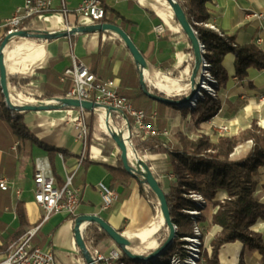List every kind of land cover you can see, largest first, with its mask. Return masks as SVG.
I'll return each instance as SVG.
<instances>
[{
  "label": "crops",
  "instance_id": "crops-1",
  "mask_svg": "<svg viewBox=\"0 0 264 264\" xmlns=\"http://www.w3.org/2000/svg\"><path fill=\"white\" fill-rule=\"evenodd\" d=\"M82 1L66 0L69 12L64 14L60 9L61 0H52L48 11L30 19L32 30L53 34L93 24L75 12ZM24 2L25 0H0V43L6 37L4 22ZM102 3L108 8L106 17H110L112 10L118 14L117 17L113 16L114 23L121 28L123 26L122 29L145 58L147 67L143 73L148 86L177 100L189 96L191 90L188 87L191 86L195 54L192 43L168 2L102 0ZM207 8L211 14L210 25L225 35L234 37L239 45L255 44L264 51V0H211L207 3ZM159 25L165 28L162 34L155 31ZM74 59L86 65L98 78L118 80L120 91L122 75L127 74V66L136 65L124 42L112 33L78 34L51 41L14 38L5 50L8 78L11 76L17 80H27L20 89L40 100L51 99L46 96V91L55 92L54 98L65 96L70 84L62 83L60 78ZM235 59L234 54H228L224 58L223 66L227 71L228 81L225 86L219 85L218 100L221 109L211 120L214 124L229 126L230 136L250 128L253 121L264 128V71L250 68L247 78L239 80L236 77ZM159 83L164 84L165 88H159ZM8 84L12 86L15 83L8 81ZM125 90L134 94L131 100L137 109L145 110L149 116L157 114L156 122L148 119L157 129L169 130L170 136L172 132L195 131V118L192 114L185 115V108L160 106V102L141 95L138 89L127 87ZM2 100L0 88V178H6L11 187L9 191L0 189V264L12 246H7L11 239L19 235L18 241L30 229L38 226L45 214L44 209L35 201L34 175L37 164L50 171L59 186H63L68 174L76 172L74 185L80 189L82 197L78 216L101 217L132 242V251L136 254L148 255L161 246L159 233L164 225L159 203H152L142 197L139 182L135 178L121 187V193L118 192L120 187L115 189L119 194L117 201L109 210H102L97 185L105 183L111 187L113 180V176L102 164H116L120 153L114 151L107 157L94 146L90 149L89 157L87 152H82V144L75 137L74 125L80 117H84L88 124L91 118L88 112L83 113L81 109L74 108L25 112L23 124L30 137L21 139L14 133L9 113L2 107ZM161 120L164 121L163 127H159ZM116 123L120 128L122 124ZM133 144L136 148V144ZM46 148L62 149L68 155L64 156L63 152L50 155ZM249 148V145H244L243 152H247ZM139 156L150 162L153 173L156 170L161 172L160 178L166 189L168 181L173 180L171 175L162 174V169H166L167 155L146 152ZM261 173L258 193L264 203V168ZM226 198V191L219 190L215 199L207 202L202 212L205 221L198 222L204 229L205 254H211V242L221 231L219 226L212 224V218L218 205ZM20 214L25 225L21 224ZM76 218L65 213L51 215L37 232L34 244L51 249L59 264H87L75 238ZM152 224L159 225V230L141 246L140 241L138 246L135 245L137 234L148 230ZM253 229L264 234V220H260ZM99 230L101 229L96 224L87 223L82 226L81 234L87 245L93 242V236ZM94 247L107 256L113 250H120L111 239H102ZM242 249L243 244L240 242L225 245L220 251L221 264H238ZM261 261L262 256L258 252L245 253L246 264H262ZM163 262L166 261L163 259L161 263Z\"/></svg>",
  "mask_w": 264,
  "mask_h": 264
},
{
  "label": "trees",
  "instance_id": "trees-1",
  "mask_svg": "<svg viewBox=\"0 0 264 264\" xmlns=\"http://www.w3.org/2000/svg\"><path fill=\"white\" fill-rule=\"evenodd\" d=\"M175 1L180 5L188 22L204 44L206 48L205 59L210 63V71L220 86H225L228 81V74L223 66L224 58L228 54L236 56L235 70L236 77L239 80L247 78L250 68L264 71V51L262 49L255 44L239 45L234 37L227 36L223 32L208 26L211 14L207 8V3L211 0ZM104 9L107 14L108 8L104 6ZM113 16H118L114 10L110 12V17H106L100 22L115 24ZM30 19L23 22L21 25L22 30L33 29ZM1 44L2 42L0 46ZM139 74L140 71L137 65L131 64L127 66V74L122 75L121 93L130 99L134 98V94L125 90L127 87L138 89L141 95L146 96L140 85ZM16 80V77L9 76L8 78V81ZM26 81L19 80L21 84ZM44 88L46 87L44 86ZM45 93L50 98H54L56 95L52 91H46ZM153 93L161 95L155 89ZM163 96L167 97L165 94ZM159 104L160 106H167V104ZM220 109L221 104L218 97L205 96L204 100L197 103L196 109L186 108L184 114L190 112L195 118L196 124H200L215 117ZM88 113L91 115L88 123L89 134L86 150L88 157L93 146L100 149L104 156L110 157L113 152L111 135L109 132L102 130L101 119L98 115L93 114V112ZM8 118L12 122L14 133L19 138L30 137L23 124V113H17L13 119L8 114ZM131 139L136 144L138 155H145L146 152L166 154V169H162V174L173 176V180L168 181V187L165 189L160 178L161 172L157 170L154 172V176L165 193L171 218L177 227V237L171 249L163 257L166 262L181 251L184 244L183 238L193 235L195 223L205 221L202 216L193 218L189 212L200 210L198 204L205 208L207 202L215 199L219 190H225L227 198L218 205V210L212 218V224L219 226L221 231L215 235L211 242V254H205L204 250L206 263L221 264V249L227 244L240 242L243 244V249L238 264H246V252H258L262 256L261 262L264 264V234L253 229L260 220H264V203L261 200V194L258 193L259 181L262 175L261 169L264 168V128L253 121L250 128L238 135L220 137L216 142H212L204 136L192 140L178 133L176 143L171 149L165 148V144L157 138L150 137L142 141L141 138L132 136ZM248 141L252 142L248 151L241 157L235 158V150L242 145H246ZM46 149L50 155L56 152H63L64 156L68 155L67 151L62 149ZM145 162L151 168L150 162L148 160H145ZM51 165L54 168L53 163ZM102 165L113 176L112 189L124 187L132 178H135L139 182L142 197L152 203H158L155 193L144 178L140 175L134 176L125 169L120 154L117 157L116 164ZM192 195L201 196L202 201L196 202L191 197ZM19 217L21 224L25 225L26 222L23 216L20 214ZM18 236L12 238L7 246L13 245ZM159 236H161L162 245L169 236L166 225L161 229ZM102 239H110V237L104 231L99 230L93 236L94 246L97 247ZM120 264L141 263L122 254Z\"/></svg>",
  "mask_w": 264,
  "mask_h": 264
},
{
  "label": "built area",
  "instance_id": "built-area-1",
  "mask_svg": "<svg viewBox=\"0 0 264 264\" xmlns=\"http://www.w3.org/2000/svg\"><path fill=\"white\" fill-rule=\"evenodd\" d=\"M51 5L52 0H25L24 5L17 7L13 16L4 22V27L7 29L6 36L21 30V25L25 20L43 14L51 8ZM60 9L64 14L69 12L66 0H61ZM75 12L79 17L89 19L93 24L100 23V21L106 18L102 0H83L75 9ZM208 26L218 31L215 26L210 24ZM155 31L158 34H162L165 28L163 25H159L155 28ZM200 51L203 56L197 77V85L200 87V91L196 100L193 103L191 102L188 107L191 110L196 108V104L200 99L204 98V93L210 97H218V90L220 88L218 81L210 71V63L205 59L206 48L201 41ZM60 81L62 83L69 82L70 84L63 98L91 101L100 105L93 113L99 116L101 125L104 124L107 132L111 128L114 132L118 131L122 135L131 156L137 152L131 139L132 136H136L142 140L150 137L163 139L170 136L169 130H159L153 123L148 122L149 118L156 122V113L149 116L145 110L137 109L133 101L121 93L118 80L98 78L86 65L74 59L72 65L62 74ZM9 93L10 103L2 95L3 100L1 104L12 119L17 114V112L13 111V107L38 105L40 102L51 101L50 99L40 100L34 97V95L21 90L17 83L12 86L9 85ZM262 100H264V97ZM111 108L113 109L112 111H110ZM81 111L83 113L87 112L83 109ZM116 122L122 125L120 128L115 127L114 129L113 126ZM209 123L214 124L212 121H209ZM74 127L76 131L75 137L82 144V152L85 153L89 134L85 118L80 117L76 120ZM214 128L222 135L230 132V128L227 125H214ZM75 176L76 172L68 174L63 186H59L53 174L45 167L37 164V170L34 175L35 201L44 209L45 214L38 226L30 229L11 246L1 264H59L55 260L51 249L40 248L34 244L33 240L42 224L49 220L51 215L65 213L74 218L78 216V208L82 197L80 189L74 185ZM10 188V182L6 178H0V189L2 191H9ZM97 189L102 199V210H109L119 197L117 190L112 189L105 183L98 184ZM192 197L196 202L202 201L199 195H193ZM198 206L201 208L200 210L189 212L193 218L202 215L204 207L200 204ZM183 241L184 244L181 251L173 255L165 264H202L206 262V258L204 257L205 235L197 222L194 226L193 235L183 238ZM87 248L97 264H120L122 257L120 250H113L107 256L101 254L94 247L93 242L88 244ZM162 260L163 257H159L153 264H164L161 263Z\"/></svg>",
  "mask_w": 264,
  "mask_h": 264
},
{
  "label": "water",
  "instance_id": "water-1",
  "mask_svg": "<svg viewBox=\"0 0 264 264\" xmlns=\"http://www.w3.org/2000/svg\"><path fill=\"white\" fill-rule=\"evenodd\" d=\"M172 10L174 11L175 17L177 21L180 23L184 31L186 32L190 42L192 43V48L195 54V66L193 69V74L191 78V92L189 96H186L183 99L177 100L169 98L168 96L156 95L151 92L150 87H148L143 70L147 67L146 60L142 56L141 52L137 49L135 44L133 43L130 36L124 31L120 26L116 24H108L104 22L90 24L87 26H79L75 28H71L64 32L59 33H48V32H40L35 30H18L13 34H9L3 40L0 46V88L2 90V95L6 99L8 103H10V93H9V84H8V76H7V68L5 62V50L9 43L14 38H31L37 39L41 41H51L65 37H71L78 34H93V33H112L118 36L126 45V48L129 50L134 63L137 65L140 74V85L145 95L149 98L171 106L175 107H189L190 103L194 102L197 98V95L200 91V87L197 85V77L199 73V69L202 63V54L200 51V39L193 29V27L188 22L185 13L182 11L180 5L175 0H166ZM50 102H40L38 105H25L22 107H13V111L17 113H25V112H42L55 110L57 108H74V109H83L88 112H93L96 108H99L100 105L91 101H81L71 98H51ZM113 109L111 108L110 111ZM108 132L111 135L113 142L116 144L117 148L120 151L121 159L123 161L125 169L133 174L134 176L140 175L144 178L147 184L150 186L151 190L155 193L158 203L160 206V211L163 217V225L168 227L169 236L167 240L159 247H157L152 253L148 255L144 254H136L132 251V242L122 233L115 230L108 222L97 215H81L78 216L75 220V238L79 248L81 249L84 258L87 264H97L92 257L91 252L87 248V244L84 241L81 228L84 224H96L102 231H104L112 241L119 247L120 251L125 254L128 258L135 260L141 264H153L159 257H164L165 253L171 249L176 237H177V227L174 224L170 210L168 207V203L166 200V196L164 191L159 185L158 180L154 176L152 169L146 164L145 160H142L140 156L135 152L133 156L128 149V146L123 139L122 135L114 132L111 128L108 129ZM135 158L134 162H132V158ZM138 162V163H137ZM142 168V171L140 170ZM118 192H122V188L118 189Z\"/></svg>",
  "mask_w": 264,
  "mask_h": 264
},
{
  "label": "rangeland",
  "instance_id": "rangeland-1",
  "mask_svg": "<svg viewBox=\"0 0 264 264\" xmlns=\"http://www.w3.org/2000/svg\"><path fill=\"white\" fill-rule=\"evenodd\" d=\"M13 83V82H12ZM14 83H17L19 86H21L22 84L19 82V80H16V81H14ZM13 85V84H12ZM148 85V84H147ZM148 87H150V86H148ZM188 89L189 90H191V86L190 87H188ZM150 90H151V92H153V90L154 89H152V88H150ZM134 92H137L136 90L134 91ZM160 93V92H159ZM205 96H208V95H206L205 93H204V98H205ZM170 98V97H169ZM204 98L203 99H200L199 101H202V100H204ZM212 98H215V97H212ZM217 98V97H216ZM173 99V98H172ZM135 100H137L136 98H135ZM133 101V100H132ZM198 101V102H199ZM197 102V103H198ZM197 105V104H196ZM182 108H188V107H182ZM189 109V108H188ZM194 109H196V108H194ZM193 109V110H194ZM191 110V109H190ZM184 112V111H183ZM188 114H191L190 112H187L185 115H188ZM212 119H210V120H207V121H205V122H202V123H200V124H196V121H194V124H195V126H196V129H195V131L192 133L191 131L189 132H181V131H179V132H177L176 134H174L173 132H172V135L169 137V139H160V142L161 143H164L165 144V148H172L173 147V145L176 143V135L178 134V133H181V134H183L184 136H187L188 138H190V139H192V140H197V139H199V138H201V137H208L212 142H216L220 137H228V136H230V132L229 133H227V134H220V133H218L217 131H216V129L214 128V125H218V124H210L209 123V121H211ZM213 122V121H212ZM163 123H164V121L163 120H161L160 121V123H159V127H163L164 125H163ZM220 125V124H219ZM118 126H119V124L118 123H116L113 127H114V129H115V127H117L118 128ZM229 127V126H228ZM192 133V134H191ZM113 144L114 143H111V146H113ZM246 145H249V146H251L252 145V142L251 141H248L247 143H246ZM116 145L114 144V146H113V152L114 151H116V152H119L120 153V151H119V149L118 150H116ZM244 147V145H242V146H240V147H238L236 150H235V153H234V156H235V158H238L239 156H242V155H244L246 152H243L244 150L242 149ZM240 151H242V152H240ZM135 159V158H134ZM134 159H132V162L135 164V162L133 161ZM138 163V162H137ZM193 196V195H192ZM191 196V197H192ZM193 198V197H192ZM206 205H207V203H206ZM206 205H205V208H206ZM205 208L203 209V211L205 210ZM160 214H161V211H160ZM162 215V214H161ZM200 216H202V215H200ZM197 224H199L198 222H197ZM200 226V225H199ZM201 227V226H200ZM202 228V227H201ZM203 229V228H202ZM203 231H204V229H203ZM204 257H205V255H204ZM164 264L166 263V262H163ZM203 264V263H202Z\"/></svg>",
  "mask_w": 264,
  "mask_h": 264
},
{
  "label": "bare ground",
  "instance_id": "bare-ground-1",
  "mask_svg": "<svg viewBox=\"0 0 264 264\" xmlns=\"http://www.w3.org/2000/svg\"><path fill=\"white\" fill-rule=\"evenodd\" d=\"M166 0H164L165 2ZM167 2V1H166ZM158 87L163 89L165 88L164 84L159 83ZM209 90V89H208ZM102 130L106 131V127L104 126V124L101 125ZM116 133H118V131H116ZM133 155V154H132ZM161 221L163 222V217H161ZM159 230V225L157 224H152L151 227L148 230H144L141 231L139 234H137V239L135 240V245H139V241H140V246L143 242H145L146 240H148L150 237H152L157 231ZM152 246H155L154 243H152ZM237 255V252H235V257Z\"/></svg>",
  "mask_w": 264,
  "mask_h": 264
}]
</instances>
